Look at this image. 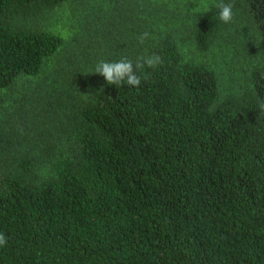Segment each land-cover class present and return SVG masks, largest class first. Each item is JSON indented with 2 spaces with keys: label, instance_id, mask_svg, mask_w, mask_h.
Instances as JSON below:
<instances>
[{
  "label": "trees",
  "instance_id": "16d2710c",
  "mask_svg": "<svg viewBox=\"0 0 264 264\" xmlns=\"http://www.w3.org/2000/svg\"><path fill=\"white\" fill-rule=\"evenodd\" d=\"M218 2L0 0V264H264V0Z\"/></svg>",
  "mask_w": 264,
  "mask_h": 264
},
{
  "label": "clouds",
  "instance_id": "9594fccd",
  "mask_svg": "<svg viewBox=\"0 0 264 264\" xmlns=\"http://www.w3.org/2000/svg\"><path fill=\"white\" fill-rule=\"evenodd\" d=\"M219 8V19L223 23H230L233 19V4L224 3L223 0H219L218 3L212 5ZM210 10V8H209ZM149 37V33H143L138 39L139 43L143 44ZM162 63V59L159 55L153 54L151 56L138 57L135 64L132 60L127 58L119 61H103L97 63L95 66V73L103 76L104 79L110 85L126 84L132 87H138L141 84L140 76L137 74L145 66L148 68H155ZM7 243V238L3 233H0V246H4Z\"/></svg>",
  "mask_w": 264,
  "mask_h": 264
}]
</instances>
